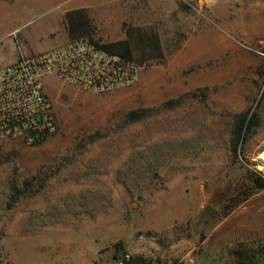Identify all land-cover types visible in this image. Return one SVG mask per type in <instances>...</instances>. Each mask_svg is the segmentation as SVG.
<instances>
[{
    "label": "rangeland",
    "instance_id": "rangeland-1",
    "mask_svg": "<svg viewBox=\"0 0 264 264\" xmlns=\"http://www.w3.org/2000/svg\"><path fill=\"white\" fill-rule=\"evenodd\" d=\"M63 1L0 0V68L66 42ZM102 4L161 54L135 47L137 81L108 92L46 79L57 132L0 141V264H117L116 241L151 264H235L232 248L264 245V186L214 221L264 179V0ZM245 111L257 124L233 157Z\"/></svg>",
    "mask_w": 264,
    "mask_h": 264
},
{
    "label": "built area",
    "instance_id": "built-area-1",
    "mask_svg": "<svg viewBox=\"0 0 264 264\" xmlns=\"http://www.w3.org/2000/svg\"><path fill=\"white\" fill-rule=\"evenodd\" d=\"M139 66L81 37L33 55H22L0 68V141L42 142L58 130L45 89L48 77L95 92H108L137 81ZM130 258L119 253L117 264Z\"/></svg>",
    "mask_w": 264,
    "mask_h": 264
},
{
    "label": "crops",
    "instance_id": "crops-1",
    "mask_svg": "<svg viewBox=\"0 0 264 264\" xmlns=\"http://www.w3.org/2000/svg\"><path fill=\"white\" fill-rule=\"evenodd\" d=\"M104 1L65 0L63 6L56 13L50 14L55 17L65 33L63 41L68 42L81 37L91 38V41L101 45L110 53L122 55L129 51L128 55L135 59V47H137L135 42L137 36L142 35L145 29L138 26L128 27L124 22L125 16L118 14L117 11H113V15H109L107 7L102 4ZM45 3L47 0H29L28 6L33 4L45 6ZM96 25L97 28H95ZM103 31L108 35H103ZM128 31L131 32V36H128ZM142 55L149 58L145 53Z\"/></svg>",
    "mask_w": 264,
    "mask_h": 264
},
{
    "label": "trees",
    "instance_id": "trees-1",
    "mask_svg": "<svg viewBox=\"0 0 264 264\" xmlns=\"http://www.w3.org/2000/svg\"><path fill=\"white\" fill-rule=\"evenodd\" d=\"M148 33V32H147ZM146 33V34H147ZM131 36V32L128 31V36ZM137 36V40L135 42L136 46H141L142 51L148 55V57H156L157 54H161L158 37L155 33H151L148 35ZM129 43V40H128ZM101 46V45H100ZM102 47V46H101ZM129 52V51H128ZM125 53L120 55L121 57L132 60V58L128 55L129 53ZM257 124L256 115L254 112L250 113L249 111L241 112L235 115V120L233 122L231 131H230V151L233 157H237V152L239 146L245 141L251 132V129L254 125ZM40 143V142H38ZM250 175H254L252 179H250ZM247 178L251 182V184H244L243 189L239 193V197L235 199V204L229 206H222L223 210L221 214L217 217L216 220H220L221 218L227 216L229 212L237 205L239 202L247 199V197L254 191L262 188L264 186V179L259 171H251ZM14 189H17L14 187ZM221 207V205H220ZM225 208V209H224ZM216 210L209 208V206H205L201 212V216H206V218L214 217L216 215ZM206 219V220H207ZM114 252L113 258H116L119 255V251L123 248L122 241H116L113 245ZM231 255L234 259L235 264H264V245H257L254 247H248L246 245H237L236 247L231 249ZM123 264H151L146 259L139 256H130L128 260H125Z\"/></svg>",
    "mask_w": 264,
    "mask_h": 264
},
{
    "label": "bare ground",
    "instance_id": "bare-ground-1",
    "mask_svg": "<svg viewBox=\"0 0 264 264\" xmlns=\"http://www.w3.org/2000/svg\"><path fill=\"white\" fill-rule=\"evenodd\" d=\"M257 158L260 160V162L262 163L263 167H264V149L261 150L258 154H257Z\"/></svg>",
    "mask_w": 264,
    "mask_h": 264
},
{
    "label": "water",
    "instance_id": "water-1",
    "mask_svg": "<svg viewBox=\"0 0 264 264\" xmlns=\"http://www.w3.org/2000/svg\"><path fill=\"white\" fill-rule=\"evenodd\" d=\"M263 173H264V170H263Z\"/></svg>",
    "mask_w": 264,
    "mask_h": 264
}]
</instances>
